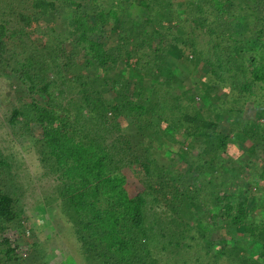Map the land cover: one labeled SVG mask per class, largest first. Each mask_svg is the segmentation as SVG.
Wrapping results in <instances>:
<instances>
[{
	"label": "trees",
	"instance_id": "obj_1",
	"mask_svg": "<svg viewBox=\"0 0 264 264\" xmlns=\"http://www.w3.org/2000/svg\"><path fill=\"white\" fill-rule=\"evenodd\" d=\"M64 1L63 6L61 0H0V78L13 90L12 95L5 94L0 121L14 136L29 132L32 125L42 129L30 149L37 155L42 175L52 183L44 202L58 204L84 264H232L225 249L215 253V239L203 241L206 220L196 210L209 204L220 208L221 228L244 234L264 254V223L256 218L246 222L254 206L247 205L253 204V198L245 195L231 200L222 185L210 179L201 181L203 171L216 170L227 154L233 131L238 135L244 127L218 130L213 125L199 127L181 121L188 114L193 119L207 118L210 123L228 118L234 124L242 118L247 96H264V58L247 67L233 59L247 37L260 40L264 51V0H232L255 20L251 30L243 28L244 34L250 31V37L239 39L219 25L230 0L185 2L186 11L198 20L195 27H187L186 37L181 29L190 17L181 18L178 5L170 0H129L127 6L135 4L145 10L141 19L118 12L113 0H90L94 17L90 26V15L78 11L76 0ZM73 11L78 12L72 15ZM57 13L63 16L69 38L54 29L46 32L40 24L41 19ZM105 23L117 32L115 44L106 46L95 36ZM201 28L208 35L197 50L208 63L203 80L205 92L212 95L208 114L201 111L197 100L183 104L184 93H175L168 81L150 86L147 75L160 70L166 39L177 47L196 49L191 33ZM34 33L43 36L41 45ZM155 36L159 46L154 43ZM250 60L253 63L254 59ZM121 65L137 75L129 92ZM225 85L228 91L218 95L217 87ZM104 94L111 98L106 101ZM153 117L184 128L185 140L201 137L196 146L175 142L183 184L175 181L154 152V140L168 137L165 130L155 127L150 138L143 136L133 142L119 123L121 118H130L150 127ZM251 134L264 137V131L259 135L256 128ZM96 135L108 142L106 151L115 153L126 167L140 169L141 191L127 192V179L120 169L105 172L108 154L91 150L88 144ZM159 148L164 151L162 145ZM251 156L257 158L255 153ZM12 159L0 145V264H44L47 250L26 234L29 227L22 219L26 179H20ZM229 163L227 160L226 165ZM255 175L264 180V165ZM233 219L235 227L229 225ZM212 221L216 223L214 218ZM226 238L218 242L225 245ZM30 244L34 253L23 255ZM241 261L259 264L247 257Z\"/></svg>",
	"mask_w": 264,
	"mask_h": 264
},
{
	"label": "rangeland",
	"instance_id": "obj_2",
	"mask_svg": "<svg viewBox=\"0 0 264 264\" xmlns=\"http://www.w3.org/2000/svg\"><path fill=\"white\" fill-rule=\"evenodd\" d=\"M63 1L64 0H61L64 6L65 1ZM76 1L80 4L78 11L81 14H89L90 16L87 19V24L89 26L92 25L94 23V17L92 13H90L91 1ZM170 1L173 5H178V14L181 18L186 16L190 17L186 23V28L184 27L181 29V35L186 37L187 27L191 28L190 25L195 27L198 20L189 15V12L186 11L187 7L185 2L188 0ZM128 3L129 0H113V5L118 12H125L135 19H141L145 14V10L139 6H135V4L127 6ZM181 4L183 5L181 6ZM126 6L128 7L127 10ZM225 8L227 12L221 18L222 23L219 25L226 26V30L231 31L236 39L242 36L250 37V35H248L251 34L250 31L247 30L246 34H244L243 28H250L251 30L255 24L254 17L240 11V9L235 7L232 3V0L225 4ZM78 11H73L72 15ZM62 20L63 16L57 13L54 17L41 19L40 24L46 32L50 31V29H54L59 33L65 34L67 38H69ZM32 26L34 27V23ZM149 32L150 31L147 33ZM86 35L91 37L93 34L87 33ZM95 36L103 40L106 46L115 44L117 40V32L113 30L112 26L108 23L101 25L100 31H98ZM191 36L196 40V49L190 46L177 47V45L175 46L170 40L166 39L163 43V46L166 45V48L161 54L160 70L147 75L150 77V86H154L158 82L168 81L171 86L175 87V93H184L182 96L183 104L187 103L188 100H197L200 103L201 111L204 110V113L208 114L213 107L211 93H206L203 88V80L206 79L204 73L208 69L206 66L208 63L204 62L202 55L197 52L198 49H202L204 46V41H206L208 35L205 33V29L201 28L191 33ZM33 37L39 45L42 44L43 36L34 33ZM253 38V36L250 39L247 37L243 47L241 46L239 52L236 51L237 53H235L233 58L239 64L246 67L264 58V51H262L260 47L262 42ZM67 43L70 45V42ZM154 43L157 46L160 45L156 36L154 38ZM176 43L178 44L177 41ZM157 46H154V49H157ZM251 55L253 57H251ZM250 58L254 59L253 63ZM130 61L132 62L133 59ZM236 61L234 62L236 63ZM120 69L122 70L123 76L129 81V85L126 89V91L129 92L137 75L123 65H121ZM6 85L7 80L0 78V115L6 104L5 94L13 92L12 88L8 89ZM227 91V85L217 87L215 90V92L221 96ZM12 94L13 93H10V95ZM102 97L107 101L111 98V95L104 94ZM243 108L242 120L235 119L234 124L229 123L228 121L231 119L228 118L222 117L220 120H217V123H210L207 118L193 119L188 114L183 115L181 121L199 127L213 125L218 130L228 129L233 131V129L237 128L236 125L244 127V130L238 133V135H236V131H233V142L229 144L227 154L222 158V161L218 162L219 164L217 163L216 170L212 172L203 171L201 181L204 182V180L207 181L210 179L217 185H222L225 191L230 194L231 200H234L236 196L243 197L245 195L253 198V204L248 203L247 205L254 206L253 209H251V217L248 218L246 222H250L252 219L256 218L257 222L264 223V180H257L255 175L261 166L264 165V137L262 135L258 138H253L251 134V130L254 128L258 130L259 135L260 132L264 131V96H247ZM119 123L126 129L133 142L139 141L143 136L150 138L155 127H160L165 130V132L168 133V137L166 140L162 137L154 140L153 145L157 148H154V152L159 162L169 167L172 177L176 179L175 181L183 184L184 175L182 176V162L175 155V152L178 150L177 143L175 142L181 140L183 144L185 142L184 145H188V143L192 142L196 146L200 143L201 137L185 140L184 128L170 126L163 121L157 120L155 117H153L151 122L152 126L150 127L131 122L130 118H121ZM41 134H43L42 129L39 126L32 125L29 132L14 136L8 125L0 121V145L5 153L13 157V163L15 160L17 161H15L14 164L21 174L20 179L21 177L22 179H26V190L23 200L24 212L22 216L24 224H27L29 227L27 228L28 233L26 234L31 236L33 240L36 239L40 246L47 250V254L43 258L44 264H84L82 252L71 231L70 224L60 212L58 204L52 203L46 205L44 202L45 196H49L50 194V185H52V183L48 177L42 175V168L37 160V155L30 149L31 142ZM88 144L91 150H102L108 154L107 161L104 165L105 172L116 171L118 169L123 172L127 179L125 188L129 194H135L143 189V185L138 178L140 169H138V167H126L115 153L106 151L108 145L106 140L96 135L92 140L88 141ZM159 145H162L164 151L159 148ZM252 153H255L257 158H252ZM227 160L230 161L228 165H226ZM220 182H222V184ZM197 211L203 213V217L206 220V223H204L206 225H204L205 236L203 241L215 239V253L220 254L221 250L225 249L227 251L225 256L227 259L229 257V260H231L230 263L232 264H242V257L251 258V260L257 261L256 263L264 264V254H260V248L256 245L254 246L249 240L247 241L244 238V234L237 232L228 233L225 229L220 227L223 224V218L220 216L219 207L212 208L211 204H209L202 210L198 208L196 213ZM213 218L216 221L215 224L213 223L214 221H212ZM236 223V219H233L230 221L229 225L235 227ZM224 236L227 237V242L225 245H222L218 242V239ZM231 248L232 250H230ZM33 253L34 247L31 244L22 251V254L27 256ZM163 259H166L165 256H163ZM224 263L225 261L222 262V264Z\"/></svg>",
	"mask_w": 264,
	"mask_h": 264
}]
</instances>
